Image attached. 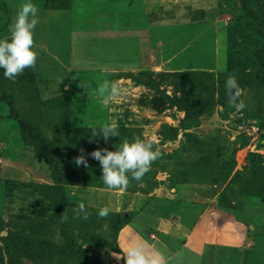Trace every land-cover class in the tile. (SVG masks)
Returning <instances> with one entry per match:
<instances>
[{
	"label": "rangeland",
	"instance_id": "1",
	"mask_svg": "<svg viewBox=\"0 0 264 264\" xmlns=\"http://www.w3.org/2000/svg\"><path fill=\"white\" fill-rule=\"evenodd\" d=\"M23 2L0 0V39ZM33 2L36 62L14 80L0 69V264H124L122 217L156 241L196 234L174 264H264V0ZM105 81L118 96L98 94ZM113 120L117 137L92 135ZM136 137L161 155L140 180L107 187L89 153ZM36 143L60 154L59 171ZM217 219L234 251L201 244Z\"/></svg>",
	"mask_w": 264,
	"mask_h": 264
},
{
	"label": "clouds",
	"instance_id": "2",
	"mask_svg": "<svg viewBox=\"0 0 264 264\" xmlns=\"http://www.w3.org/2000/svg\"><path fill=\"white\" fill-rule=\"evenodd\" d=\"M37 5L33 0H24L20 5L15 20L10 26V36L0 39V69L3 70V76L14 80L21 74L26 67L32 66L36 62L37 51L32 47L33 29L35 28L38 17ZM225 91L228 96V102L237 111L245 108V103L240 99L241 87L235 75L229 74L224 82ZM99 95L118 96L119 87L115 83L105 81L98 86ZM118 123L113 120L100 126L98 130L93 129L92 135H99L105 141L109 137H117ZM83 152V149H81ZM89 155L96 159L101 166V179L109 188H126L129 183V173L131 177L140 180L148 171L152 161L156 160L161 153L153 150L152 142H145L136 137L124 140L117 148L109 149L107 147L95 148ZM77 166L83 164L87 166L88 161L84 155H77L74 158ZM110 208L107 205L101 206L97 210V215L105 217L109 215ZM77 216L87 218L89 212L85 205L81 203L78 208L73 209ZM67 219V216L63 217ZM145 243L131 241L126 249L124 264H162L161 254L159 252H146Z\"/></svg>",
	"mask_w": 264,
	"mask_h": 264
},
{
	"label": "crops",
	"instance_id": "3",
	"mask_svg": "<svg viewBox=\"0 0 264 264\" xmlns=\"http://www.w3.org/2000/svg\"><path fill=\"white\" fill-rule=\"evenodd\" d=\"M223 223L225 224L223 220H211L210 223H208L206 230H204L205 232L207 231L208 236H206V240L201 241V244H206L207 241L210 244H218V240L220 239L223 242V246L234 251V249L230 247V243L226 239L227 232H224L225 226L223 225ZM151 228L152 227L149 225V223H146L145 221L129 220L118 234V245L122 251V254L126 255V249L129 242H146V252H159L161 254L162 264H174V258L178 253H180L181 250L193 253L194 248H196L197 246L196 243L192 240L196 234H186V239H183V237H181L183 241H185H179V243H176L175 239L173 240V238H170V240L168 241H156V239L150 238V232L152 231ZM201 230H203L202 227Z\"/></svg>",
	"mask_w": 264,
	"mask_h": 264
},
{
	"label": "trees",
	"instance_id": "4",
	"mask_svg": "<svg viewBox=\"0 0 264 264\" xmlns=\"http://www.w3.org/2000/svg\"><path fill=\"white\" fill-rule=\"evenodd\" d=\"M263 54V51H260L259 53H258V55H259V57H260V59H261V68L262 67H264V56L262 55ZM41 141L44 143L46 140L45 139H41ZM46 142H48V141H46ZM36 145H37V148L39 149V151L41 150L43 153H45L46 152V154H48V156H49V158L51 159V160H49V162H51L52 161V165L54 166V169H56V171H59V169H60V166H59V164H60V159H61V156H60V154L57 152V151H55V149H52V147L51 146H48V145H46V144H38V143H36ZM53 153H55V155H56V157L57 158H55V156L53 155ZM69 157L67 156L66 157V160L68 159ZM71 162H72V160H71ZM80 166V165H79ZM66 204L67 205H69L70 204V202L69 203H67L66 202ZM70 206V205H69ZM70 208V207H69ZM67 206H66V216H67V219H66V221H76V217H72L69 213H68V209H69ZM119 217V216H118ZM122 222L120 223V226L121 227H123L125 224H126V222L127 221H129V218L128 217H122ZM121 227H120V229H121ZM68 229H71L69 226H66V231H69ZM71 242H70V244H71V250H73L74 249V247L76 246V244H75V242H74V240H70ZM24 249H25V247H23Z\"/></svg>",
	"mask_w": 264,
	"mask_h": 264
}]
</instances>
